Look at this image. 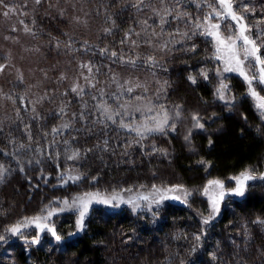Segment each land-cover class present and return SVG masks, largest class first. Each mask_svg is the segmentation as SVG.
I'll use <instances>...</instances> for the list:
<instances>
[{"label":"trees","instance_id":"16d2710c","mask_svg":"<svg viewBox=\"0 0 264 264\" xmlns=\"http://www.w3.org/2000/svg\"><path fill=\"white\" fill-rule=\"evenodd\" d=\"M25 1L2 0L0 9L15 11L37 40L68 48L65 55L92 71L84 67L89 86L56 108L45 102L36 110L25 82L6 83L11 115L0 125V165L7 169L0 183V264H264V224L257 223L264 221V181H250L240 199L226 198L214 218L203 191L212 180L233 186L245 170L264 171L262 110L248 84L223 71L212 37L192 34L215 0H143L139 7L133 6L139 0H77L81 41L65 35L50 14L57 0L35 1L39 15L31 19L22 12ZM233 7L247 34L264 44V0H233ZM228 24L222 21V32ZM51 53L46 50L45 67L54 63ZM221 83L228 104L218 97ZM253 87L264 97L262 85L253 81ZM160 105L174 130L140 139L120 127L121 121L152 125L163 115ZM193 116L203 128L194 126ZM76 175L78 181L68 180ZM177 185L191 193L186 203L166 201L136 213L93 205L83 231L76 227L78 212L58 211L63 205L56 203L85 193ZM50 208L57 211L48 217ZM37 216L46 217L41 223L54 227L59 241L25 223ZM18 223L22 235H12L8 229ZM36 237L39 242L30 243Z\"/></svg>","mask_w":264,"mask_h":264},{"label":"rangeland","instance_id":"374dc122","mask_svg":"<svg viewBox=\"0 0 264 264\" xmlns=\"http://www.w3.org/2000/svg\"><path fill=\"white\" fill-rule=\"evenodd\" d=\"M35 1L36 0H26L24 2V8L22 12H24L27 19L35 18L39 15L38 11H35L34 9ZM49 9L52 12L50 14L55 13L57 15L56 19L59 20L61 25L63 26L62 32L65 35H68L70 37L72 36L73 40L81 41L79 37L81 36V32H79L78 27L84 28L83 23H81L83 17L81 10L83 11V9H80L78 1L57 0L52 7H49ZM14 12L15 11L12 10L0 9V65H5L4 70L0 72V125L5 123L11 115V112H9V109L7 107V103H10L6 99V83L8 81L14 82L16 80H22L23 83H26L28 93L30 94V101L32 102L36 110H41L42 105L45 102L49 103L52 108H56L57 103L65 99L68 95L77 96L81 94H77L71 91L74 86L78 85L79 88L83 89V91L87 85L89 86L88 78L85 79V77H87V70L82 67V65H80L78 61L74 60L73 54L66 52L65 55V50H67L68 48H61L60 46L56 45L55 42L52 45H50L49 43L43 44L35 38V36L31 32V29L30 31H25V25L28 28L29 26L25 23L19 22L18 15ZM5 13H7V15H5ZM72 13H74V17H69L73 16ZM213 22H217L215 18H213ZM228 22V25H232L235 27L232 21L228 20ZM219 23H222V21H219ZM232 26H226L225 28H223L224 35L232 34L235 31V28L232 29ZM213 41L215 47L217 48L215 40ZM50 48L53 50V53H51V55L54 58V63L52 61L47 62V67H45L43 65V60L46 55V50L49 51ZM242 55L243 53L241 52V56ZM218 56H220L222 69L224 71L225 67L227 66V56L223 51L219 52ZM37 67H39L40 70H38ZM253 70L257 71V69L255 68H253ZM247 71L250 72V68ZM224 72L231 74L233 73L236 76L238 75L235 71ZM262 86L264 87V85ZM251 98L257 106L259 101L252 96ZM222 183L224 184L225 191L235 187V183L233 184V186H227L224 182ZM171 187L173 186H156V188L160 189H167ZM214 188L215 186H211L209 188V195L213 194ZM215 190L217 192L219 191V189ZM153 193L154 187L148 189H131V191H128V189H126L125 191L115 192V194H119V196L123 197L125 200L132 198L135 203L139 205L136 211H133L132 207L128 203L119 204L118 207L125 206L133 213H136L140 210L151 211L159 207L166 201L183 204L181 202V200L184 199L182 192L177 191L169 193V196L178 195L181 197V199H165L162 200L159 205L154 202L157 197L154 196ZM101 194L110 196L114 193ZM139 197H148V199H140ZM206 197L208 199L209 207L211 210L209 196L206 195ZM228 197H233L235 199L241 198L232 195H225L224 199L219 204L220 210L217 214H215L216 217L220 215L223 203ZM113 203L115 204L116 201H113ZM93 205L102 206L105 208L112 207L105 204L92 203L90 205V208Z\"/></svg>","mask_w":264,"mask_h":264},{"label":"snow or ice","instance_id":"6c2138e0","mask_svg":"<svg viewBox=\"0 0 264 264\" xmlns=\"http://www.w3.org/2000/svg\"><path fill=\"white\" fill-rule=\"evenodd\" d=\"M37 3H39V0H36ZM0 3H2V0H0ZM143 0H139L138 4H135L133 6L139 7V4H142ZM218 5V7L216 6ZM209 8H211V12L206 15L203 18V22H201L200 19H197L195 23L193 24V35H196L197 33L205 36H211L213 40H215L217 48L216 51L219 53L223 51L226 56V64L224 71H235L249 86V95L254 97L256 100L259 101L257 104V107L262 110V115H264V97H261L253 87V81H257L258 84L264 85V54H261V48H264V44H258L256 39H253L250 35L247 33L250 31L249 27L243 23L244 17L242 15H239L237 11L234 10L233 7V0H215L214 4H209ZM243 11H248V9L245 7ZM7 15V13H5ZM213 18L217 22H213ZM223 20H230L235 25V31L232 34L224 35V33L221 31V23L219 21ZM232 25H227V27H231ZM25 31H30V29L25 25ZM184 35H188L185 33ZM195 50L194 48L192 49ZM241 52L243 55L241 56ZM113 56L116 55L115 52L112 53ZM153 59V58H149ZM217 59H220V56H217ZM246 62L248 68H255L257 71L254 72H248L246 70ZM254 62V63H253ZM129 63H134V61H129ZM5 65H0V72L4 70ZM82 67H88L86 65H82ZM88 71L91 72V67H88ZM258 72V74H257ZM204 75L205 79H207L206 73H202ZM87 79V77H85ZM189 80L195 84L196 78L193 76H189ZM79 86H74L71 91L77 94H80L83 92L82 88H79ZM227 90V85L221 83L220 87L217 89V94L220 100L225 101L226 104L229 103L228 100L225 98V91ZM129 92L132 91V89H128ZM137 99H140V97H137ZM161 112L163 113L162 116L153 117L154 123L152 125H148L147 123L139 125V126H129L128 124H125L123 121L120 122V127L126 128L130 132H135L140 139H146L148 134H166L168 130H174L175 124L169 123V114L167 110H165L163 105H160ZM63 111V109H61ZM104 111L108 113V119L112 120L113 123H116V120L113 118V115L111 114L110 110L108 108H105ZM115 115H120L119 112L115 113ZM179 115V113H177ZM193 120L195 121V127L203 128L204 125L200 123V119L197 116H193ZM64 127H67L65 125ZM60 129L54 128L52 131L53 133L58 132ZM185 140H188V137H185ZM107 143V142H105ZM2 151V150H0ZM79 156V152L73 153L70 159H74ZM38 162V161H37ZM203 163V161H201ZM23 171V169H21ZM7 172V169L3 167V165H0V183H3L5 178V173ZM63 175V174H61ZM81 177L79 175L76 176H69L68 180H71L73 182H76ZM235 187L231 188L227 191H225L224 184L219 180H212L208 182V186L204 188V194L209 196V201L211 204V210H212V217L214 218L215 214H217L220 210L219 204L224 199L225 195H232L237 197H243L249 187V181H254L256 179L264 181V173L260 174L259 176L254 175L251 171L245 170L242 172L238 177H235ZM68 180H65L64 183L66 184ZM211 186H215L213 189V194L209 195V188ZM154 187V193L153 195L157 198L155 199V203L159 205V203L162 200L165 199H181L178 195H172L169 196V193L173 192H182L184 199L181 200L182 203L187 202V197L191 195L190 192L185 190L182 185L173 186L171 188L167 189H160ZM215 189H219L217 192ZM128 191H131V189H128ZM140 199H148V197H139ZM113 201H116L114 204ZM58 205H63L62 207H59L58 211H65V210H75L78 212V219L76 222V227L78 231H83L85 225L84 220L86 216L88 215L90 205L92 203H99V204H105L112 207H118L120 203H128L133 211H136V209L139 207L137 203L132 198H129L125 200L123 197L119 196V194H112L110 196L103 195L99 192L97 193H85L83 195L75 196L70 200L64 199L63 201H56ZM57 209H49L47 212V216L51 217L56 213ZM46 217H34L31 220L26 221L25 223H35L38 228H40L41 231H44L45 229L55 237L57 241L61 239V237L56 233L54 227H50L47 224L41 223L42 219H45ZM204 224L209 223V219H205L203 221ZM257 223L264 224V221L258 220ZM9 232H11L12 235H22L21 231V224L18 223L11 228L8 229ZM5 237L3 235H0V240H4ZM195 239L199 241L200 237L196 236ZM39 242V237H36L30 243L36 244ZM215 258V257H213Z\"/></svg>","mask_w":264,"mask_h":264}]
</instances>
